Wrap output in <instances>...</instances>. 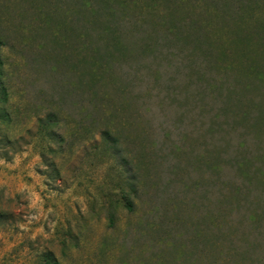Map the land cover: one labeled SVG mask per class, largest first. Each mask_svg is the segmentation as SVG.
I'll return each instance as SVG.
<instances>
[{
  "label": "rangeland",
  "instance_id": "374dc122",
  "mask_svg": "<svg viewBox=\"0 0 264 264\" xmlns=\"http://www.w3.org/2000/svg\"><path fill=\"white\" fill-rule=\"evenodd\" d=\"M252 1L119 0L134 10L107 19L81 0H0L13 119L0 126V264H264ZM52 107L67 141L42 158L27 128Z\"/></svg>",
  "mask_w": 264,
  "mask_h": 264
},
{
  "label": "trees",
  "instance_id": "16d2710c",
  "mask_svg": "<svg viewBox=\"0 0 264 264\" xmlns=\"http://www.w3.org/2000/svg\"><path fill=\"white\" fill-rule=\"evenodd\" d=\"M81 1L85 2V4H89L90 14L95 18H98L99 15L100 14L102 15L103 13L108 14L107 19H109L110 17L117 16L118 14H122V13H124V16H125L126 11L131 8L130 4L129 3L126 4V2H118L119 0H116L117 2L112 4V3H107L108 0H104V3H105L104 7L111 9L109 12H106L105 8H104L105 10L102 9L101 11L98 8H95V5H91L89 3L90 0H81ZM213 1L217 4V6L224 5L223 7L227 9H229V7L231 9V7L234 4H239L242 7V6H246L248 3V0H213ZM252 2L254 3V5H257L260 3L259 0H253ZM117 3L119 5L118 7H115ZM185 3H186V0H180L178 6H181V5L183 6ZM133 10L134 9H130V11H133ZM217 11H218V8H215V10L212 12V15L214 13H217ZM109 33L110 31L106 28L104 30V34L107 35ZM111 35H113V31ZM9 42H10V39L8 37V32L7 30H3L2 24L0 23V49L8 46ZM5 63L6 62L4 61V59H1L0 57V104L1 105L3 103H7L10 98V86L7 82L8 73L5 72L4 70ZM93 73H94V77H96V75L99 73V70L96 69L93 71ZM97 81L99 80H94L93 83ZM80 83H83V78H80ZM12 120L13 119H12L10 112L5 107L0 106V126L1 124L4 123L6 127L8 128ZM31 121L32 119H29L28 123ZM63 124H65V118L60 115L59 110L55 107L48 109L44 115H37L36 129L32 127L27 128V133L28 135H30V140L27 141V144L31 145L32 147H36L38 150V154L42 158H45L48 152L56 151L57 146H55L53 142L58 141V143H60L58 149L59 148L61 149L63 143L67 141L66 136L57 130V128L62 127ZM9 135L10 134L7 132H4V134L1 133V128H0V142L4 140L10 141L11 138ZM110 136H111V133L108 130L102 131V134H101L102 140L107 139ZM18 150H20V148H18ZM1 156L8 157V152H5ZM124 203L130 209L133 207V203L129 198H125ZM0 213L2 215L5 212L0 209ZM45 264H58V263L55 260L54 256L48 253L45 255Z\"/></svg>",
  "mask_w": 264,
  "mask_h": 264
}]
</instances>
